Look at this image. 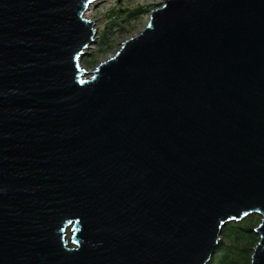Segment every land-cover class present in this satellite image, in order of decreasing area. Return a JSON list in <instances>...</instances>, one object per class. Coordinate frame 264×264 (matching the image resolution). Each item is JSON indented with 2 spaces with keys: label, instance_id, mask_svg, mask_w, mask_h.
<instances>
[{
  "label": "water",
  "instance_id": "1",
  "mask_svg": "<svg viewBox=\"0 0 264 264\" xmlns=\"http://www.w3.org/2000/svg\"><path fill=\"white\" fill-rule=\"evenodd\" d=\"M97 0H0V264H208L257 213L264 0H162L91 69Z\"/></svg>",
  "mask_w": 264,
  "mask_h": 264
},
{
  "label": "rangeland",
  "instance_id": "2",
  "mask_svg": "<svg viewBox=\"0 0 264 264\" xmlns=\"http://www.w3.org/2000/svg\"><path fill=\"white\" fill-rule=\"evenodd\" d=\"M161 2L162 0H103L95 4L91 15L96 20V35L94 42L81 58L85 68L91 69L99 60L113 53L123 39L139 31L146 23L150 10ZM259 216L252 213L237 221L231 230V236L227 238L221 231L222 237L209 262L214 261L217 253L225 251L227 260L234 259L238 264H243L248 258V264L254 240L258 237L253 227L259 221ZM241 221L242 224L239 223ZM229 244H236L237 247H229Z\"/></svg>",
  "mask_w": 264,
  "mask_h": 264
},
{
  "label": "trees",
  "instance_id": "3",
  "mask_svg": "<svg viewBox=\"0 0 264 264\" xmlns=\"http://www.w3.org/2000/svg\"><path fill=\"white\" fill-rule=\"evenodd\" d=\"M240 224H242L243 223V221H241V222H239ZM236 222H234V221H229V222H227L224 226H223V228H222V234H223V236L224 237H228V236H231V230L232 229H234V227L236 226ZM256 238H255V240H254V243L256 242ZM232 246H235V247H237V245L236 244H229V247H232ZM240 251H241V249H239ZM226 253L227 252H222L221 254H219V253H217V256H214V261L212 260L211 262H209L208 264H238V262L237 261H235L234 259H226ZM249 258H250V256H249ZM247 260H248V258H247ZM246 260V261H247ZM246 261L244 260V262H243V264H246Z\"/></svg>",
  "mask_w": 264,
  "mask_h": 264
},
{
  "label": "bare ground",
  "instance_id": "4",
  "mask_svg": "<svg viewBox=\"0 0 264 264\" xmlns=\"http://www.w3.org/2000/svg\"><path fill=\"white\" fill-rule=\"evenodd\" d=\"M101 1H103V0H98V2L97 3H100ZM97 3H92V4H90V6L88 7V9H87V11H86V15L88 16V17H92V15H91V12H92V7H94V5L95 4H97ZM90 15V16H89ZM94 18V17H93ZM96 29V28H95ZM92 44V43H91ZM91 46V45H90ZM89 46V47H90ZM88 47V48H89ZM217 246V245H216Z\"/></svg>",
  "mask_w": 264,
  "mask_h": 264
}]
</instances>
